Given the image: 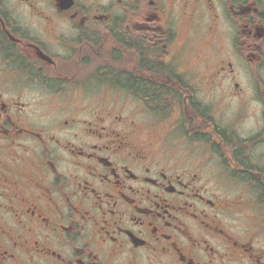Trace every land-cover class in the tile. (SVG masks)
Returning <instances> with one entry per match:
<instances>
[{"label": "flooded vegetation", "instance_id": "obj_1", "mask_svg": "<svg viewBox=\"0 0 264 264\" xmlns=\"http://www.w3.org/2000/svg\"><path fill=\"white\" fill-rule=\"evenodd\" d=\"M0 264H264V0H0Z\"/></svg>", "mask_w": 264, "mask_h": 264}, {"label": "rangeland", "instance_id": "obj_2", "mask_svg": "<svg viewBox=\"0 0 264 264\" xmlns=\"http://www.w3.org/2000/svg\"><path fill=\"white\" fill-rule=\"evenodd\" d=\"M191 65L195 69H200L204 67V61L203 58H199L197 56V52L195 51L194 56L191 57ZM95 90H100L99 88H96ZM92 99V97H90ZM108 98V97H107ZM106 98V99H107ZM120 103H114V106H116L115 111L118 113H122L125 116H129L132 119H135L139 121L140 119H143L146 114L147 110H145L144 107L140 108V102L130 98V100L126 99H120L118 100ZM122 105V106H121Z\"/></svg>", "mask_w": 264, "mask_h": 264}]
</instances>
